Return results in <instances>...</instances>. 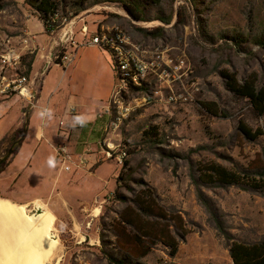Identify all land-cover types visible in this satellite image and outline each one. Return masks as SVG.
<instances>
[{"label": "rangeland", "instance_id": "374dc122", "mask_svg": "<svg viewBox=\"0 0 264 264\" xmlns=\"http://www.w3.org/2000/svg\"><path fill=\"white\" fill-rule=\"evenodd\" d=\"M138 1L145 11L144 21L129 16L120 1L107 0L77 16L70 12L56 32H46L51 37H47L49 42L69 31L75 42L83 44L97 32L122 31L146 56L159 58L162 68L170 70L160 79L149 75L144 92H132L128 87L120 90L132 111L111 137L117 150L127 152L124 161L128 165L106 157L102 142L97 165L88 169L91 174L76 176L74 170L80 167L72 164L66 176L48 188H40V166L35 164L22 188L28 198L26 212L34 215L45 210L55 216L53 233L61 246L57 264H233L229 252L232 240L264 239V188L204 184L196 179L200 169L218 164L249 175L264 186V113L248 99L232 93L226 77L258 87L264 84V0ZM0 3L6 4L0 10V43L22 48L23 56L35 53L37 49H32L24 28L26 19L37 17L36 13L25 0ZM80 33H84L83 40ZM25 38L28 47H24ZM91 47L80 52L84 64L71 80L79 91L77 97L103 106L113 90H119V76L109 52ZM3 49L0 45V53ZM51 58H55L54 51ZM24 106L23 122L25 113L31 111L29 103ZM13 109L9 116L17 119L20 112L17 107ZM64 118L65 127L69 120ZM110 120L112 117L107 123ZM241 126L261 135L248 139ZM14 133L0 139V159L10 148ZM105 138L104 131L103 141ZM15 155H10L0 175ZM150 194L155 210L165 218L140 216L138 220L159 238H136L133 250L124 249L114 237V220L126 208L131 218H137L128 204ZM214 216L224 233L217 229ZM22 220L7 218L1 223L18 227L13 234L19 239L12 233L10 239L20 248L23 241L21 250L32 253L30 260L36 262L39 252L35 250L34 232L21 225ZM173 239L178 246L175 257L170 256L166 244ZM146 250L148 253L141 256Z\"/></svg>", "mask_w": 264, "mask_h": 264}, {"label": "crops", "instance_id": "0c3cea01", "mask_svg": "<svg viewBox=\"0 0 264 264\" xmlns=\"http://www.w3.org/2000/svg\"><path fill=\"white\" fill-rule=\"evenodd\" d=\"M32 16V18L26 19L24 31L25 35H30L32 49H37L30 78L35 80V84L38 81L40 84L37 88L35 86L37 94L31 106L26 136L18 153L14 156V160L0 175V196L9 198L17 206L24 205L26 209L28 198L23 194L22 188L27 184L26 176L32 172L33 166L35 164L40 166V188L43 186L48 188L55 180L66 176L67 174L56 161L57 147L66 144L75 161L77 157L87 159V164L84 167L74 170L75 175L91 174L92 172L89 173L88 169L97 165L99 155L102 153L101 143L104 139V129L108 124V117L99 116L102 105H90L82 98L77 97L79 91L71 80V76H75L84 64L79 56L80 52L85 50V47L91 46L79 47L71 66L66 69L62 68L56 58H51L54 41L47 40V37H51L46 34L43 23L34 15ZM84 37V33H80L82 40ZM40 44L42 49H40ZM0 45L4 47V51L6 45L9 44L0 43ZM91 48L96 49L93 46ZM15 50L23 53L22 48H15ZM102 51L105 52V50ZM48 61L50 64L46 72L43 73L44 66ZM68 69L69 71H67ZM40 76L41 80L38 78ZM23 103L26 105L27 102L19 95L0 97V139L22 127L24 116L22 109L25 107ZM72 106L76 110V114L73 116L69 114ZM14 107H17V111L20 112L17 119L9 116V112ZM77 116L82 117L85 121L82 127H79L78 124L73 126L74 117ZM64 117L69 121L67 126L60 127V121L64 120ZM57 118H60L58 123ZM50 159L52 160L51 165L49 164ZM259 240L255 239L253 242L247 243Z\"/></svg>", "mask_w": 264, "mask_h": 264}, {"label": "trees", "instance_id": "16d2710c", "mask_svg": "<svg viewBox=\"0 0 264 264\" xmlns=\"http://www.w3.org/2000/svg\"><path fill=\"white\" fill-rule=\"evenodd\" d=\"M107 0H25L26 4L32 9L39 20L43 23L46 32L54 33L60 27L63 19H67L69 13L71 12L72 16H77L83 11L87 10L91 6L98 5ZM123 4L124 10L131 16L134 20L144 21V8L138 0H118ZM6 4L0 3V10L5 9ZM165 21V20H163ZM166 23H169L166 20ZM109 52V50L100 48ZM110 53V52H109ZM35 59V53L26 54L22 57V61L25 65V70L22 72L25 75H30L32 70V65ZM114 68V66H113ZM115 71V68H114ZM228 79L227 87L228 89L237 96L248 99L261 114L264 113V84L262 87H258L255 83L245 82L239 83L235 78L230 75L226 76ZM129 90L132 92H144L146 86H133L129 85ZM29 124V113H25V118L23 126L21 129L17 130L13 135L18 136L11 141L10 148L13 146L12 154L15 155L18 153L20 146L26 136L27 129ZM240 129L244 132L248 139H255L261 133L252 134L245 126H241ZM9 148V149H10ZM8 149V150H9ZM8 152V151H7ZM3 157V156H1ZM8 160V159H7ZM6 160V161H7ZM5 161V162H6ZM4 162V163H5ZM4 163L0 166V170L3 168ZM128 162L124 161V166H127ZM200 176L196 179V182L201 183H211L220 186H239L241 188L248 189H261L264 186L261 182L257 181L255 178L250 177L249 175H240L234 171H230L227 168L218 165L211 164L205 169H200ZM248 174V173H246ZM119 179L122 180V175L119 176ZM150 195H147L148 198L136 199L131 201L130 206H127L130 209L131 213H135L137 218H131L129 212L126 208L118 220H114V237L117 240V243L124 249L133 250L134 240L136 238L149 236L156 241V238H159L157 234H151L145 230L143 226L139 224L138 218L140 216L151 217L156 219H164L165 217L155 210L156 205L154 201L150 200ZM145 196V195H144ZM198 197L202 199V194L199 192ZM209 208V206H208ZM214 221L216 227L220 232L224 233L222 224L214 216ZM146 231L145 233H143ZM133 235V236H130ZM163 236V237H162ZM162 238H165L164 234ZM160 237V238H161ZM159 240V239H158ZM170 250V256L175 257L178 251L177 243L173 242L166 243ZM230 257L233 264H264V239H261L254 243L239 242L232 240L230 248ZM148 251L141 252V256H145Z\"/></svg>", "mask_w": 264, "mask_h": 264}, {"label": "built area", "instance_id": "2783aa9c", "mask_svg": "<svg viewBox=\"0 0 264 264\" xmlns=\"http://www.w3.org/2000/svg\"><path fill=\"white\" fill-rule=\"evenodd\" d=\"M65 34L67 35L66 40L62 41L61 37ZM23 43L26 44L24 47H28L27 38L23 39ZM79 46H93L109 50L113 66L119 76V84L116 85L119 90L117 92L113 90L110 99L99 111V116L112 117V120L104 129L106 138L103 144L107 148L105 149V155L121 165L126 159L127 152L117 150V146L112 142L111 136L119 130L124 119L131 113L132 107L122 100L120 90L123 87H128L129 89L130 84L133 86L145 85V80L149 75H155L159 79L167 77L166 71L170 72V70L162 68L159 58L152 55L146 56L122 31L111 33L97 32L83 44L75 42L69 31L60 33L59 38L54 40L52 51L55 52V58L59 61L62 68L66 69L71 66ZM22 57L23 54L21 52L16 51L9 45H6L5 50L0 53V97L19 95L32 106L37 89L35 88V80H32L30 75H25L21 71ZM49 64L50 61L45 64L43 73L46 72ZM113 110H116V112L113 113ZM69 114L72 116L76 114L75 107L72 106L70 108ZM63 125L64 123L60 121V127ZM83 125L78 124L79 127ZM56 161L65 172L71 171L72 164H76L78 167H84L87 164L85 157H77L75 161L66 144H61L57 147Z\"/></svg>", "mask_w": 264, "mask_h": 264}, {"label": "bare ground", "instance_id": "6f19581e", "mask_svg": "<svg viewBox=\"0 0 264 264\" xmlns=\"http://www.w3.org/2000/svg\"><path fill=\"white\" fill-rule=\"evenodd\" d=\"M41 207L42 206L40 205V203H38V208ZM7 218H13V220H18V218L23 219L21 225L25 224L26 228L31 227L30 229L32 230V232H34V237L36 239V241L35 239L33 241H35L36 245L34 244L33 241L32 242L35 245V250L40 253L39 254L33 250L38 255H40L39 257L38 255H36L37 258L34 255V261L36 259L39 261L36 260V262H32L31 260H33L32 259L33 255L30 252L31 253L30 256L27 250H25L27 253L24 254L25 252L23 251L24 249L21 250V248H23L22 245L23 241L22 244H20L21 248L19 247V244H16V241L14 240L17 239L18 237L16 238V235H14L15 233L13 234V232L17 231L18 227L14 223H11V225L8 223H1L2 222L1 220ZM21 225L20 227H22ZM54 231H55V216L49 211L44 210L42 213L29 215L26 212V206L24 205L17 206L13 204V202H10L5 198L0 197V264H31V262L32 264L33 263L47 264V263H51L54 259L57 260L55 263L57 264V262L59 261L61 246L58 237L55 235V233H53ZM11 233L13 234V236H15L14 240L13 238L10 239V237H12V235H10ZM19 233L20 232H16V234ZM25 248H27L26 244H25ZM34 252L33 254H36Z\"/></svg>", "mask_w": 264, "mask_h": 264}, {"label": "water", "instance_id": "95a60500", "mask_svg": "<svg viewBox=\"0 0 264 264\" xmlns=\"http://www.w3.org/2000/svg\"><path fill=\"white\" fill-rule=\"evenodd\" d=\"M67 35H63L61 37L62 41L66 40ZM12 150H13V146L8 150V152L0 159V166L10 157V155L12 154Z\"/></svg>", "mask_w": 264, "mask_h": 264}, {"label": "clouds", "instance_id": "9594fccd", "mask_svg": "<svg viewBox=\"0 0 264 264\" xmlns=\"http://www.w3.org/2000/svg\"><path fill=\"white\" fill-rule=\"evenodd\" d=\"M74 121H75V123H74L73 126H75L76 124L83 125V123L85 122V121L83 120V118L80 117V116L74 117ZM49 164H50V165L52 164V160H51V159L49 160Z\"/></svg>", "mask_w": 264, "mask_h": 264}]
</instances>
